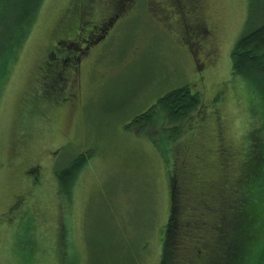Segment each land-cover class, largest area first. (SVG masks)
<instances>
[{"label": "rangeland", "instance_id": "rangeland-1", "mask_svg": "<svg viewBox=\"0 0 264 264\" xmlns=\"http://www.w3.org/2000/svg\"><path fill=\"white\" fill-rule=\"evenodd\" d=\"M10 1L0 0V14L13 23L6 14ZM16 1L24 0H13L12 9ZM72 2H39L0 91V264H162L172 177L185 166L188 204L201 201L197 194L205 188L203 198L213 203L216 197V205L225 200L231 213L225 176L239 170L252 136H262L264 117L252 105L257 90L232 77V51L246 30L264 23V0H131L109 35L79 65L67 64L70 86L48 97L41 76L47 61L61 63L58 52L50 57L57 42L76 36L82 43L104 33L86 25L79 32ZM125 4L97 2L94 18ZM191 25L210 33L192 39ZM73 50L74 56L82 51ZM183 85L199 93L205 113L193 115L176 142L163 139L158 122L142 132L128 127ZM88 152L68 197L58 171ZM253 214L254 239L246 242L241 264H264L263 227ZM206 221L210 228L219 216ZM233 223L232 236L245 235L242 220ZM209 233L204 250L196 235L182 236L185 248L174 253V264L212 262L219 239Z\"/></svg>", "mask_w": 264, "mask_h": 264}, {"label": "trees", "instance_id": "trees-1", "mask_svg": "<svg viewBox=\"0 0 264 264\" xmlns=\"http://www.w3.org/2000/svg\"><path fill=\"white\" fill-rule=\"evenodd\" d=\"M12 1H10L6 14H11L14 22L5 21L8 19L7 16L0 14V19L2 18L0 22V91L22 41L28 36L32 17L36 11L35 8L41 0H24L22 4L18 1L13 2L16 3L15 9L11 7ZM97 2H102V0H73L70 14L72 20L80 18L75 20L77 22L76 28L80 26L79 31L85 25L90 27L87 21L95 19L92 11ZM125 3L128 4L130 1L125 0ZM28 6L31 7L30 10L27 9ZM191 38L194 39L192 36ZM96 39L91 40L90 43ZM75 44L79 46L77 43ZM73 48V46L66 47L63 45L61 48H55V53L61 54V62L66 66L71 60L77 58L73 55ZM55 53L52 50L50 57ZM46 65L48 68L52 66L49 61L46 62ZM237 76L243 79L241 81L246 80L254 85L253 88L257 90L258 98H254L255 102L252 105L253 108L256 106L258 115L264 117V23L255 29L246 30L238 39L232 51V77L236 78ZM204 111L205 106L203 107L199 93L193 91L190 85H183L159 97L153 105L135 116L128 127L130 129L137 127L139 129L137 132H142L144 129L149 128L152 123L158 122L162 126L160 132L164 136L163 139L172 143L182 137L185 131L183 125L187 122L189 127H192V116L195 114L201 116L205 113ZM261 133L262 136L260 137L252 136L249 144L243 150L239 170L232 176H225L227 178V180H224V183H226L225 199H231L230 204H234L231 205L233 210L231 213L225 200L222 203L220 202V205H216V197H214L213 203L211 200V203L209 202V198H203L205 188L197 194L201 201L197 200L198 202L195 205L188 204L191 200L190 194L188 190L184 192L186 181L183 180L186 174L183 170L186 167L184 166L181 172L178 171L175 175L173 174L172 198L174 206H172L173 213L170 215V220L164 232L162 264H174V253L185 248L184 242L180 241L182 236L191 238V236L196 235V241L204 250L203 246L211 241L210 236L204 237V234L206 235L209 232V234H217L216 237L219 239L216 257L210 259L212 262L209 264H238L239 260L240 264L242 263L241 259L245 244L247 241L254 239V236L253 239L250 237L252 232L250 219H252L251 214L256 213V211L257 215H253L259 216V227H263L264 233V125ZM152 139H155L154 136ZM91 156V152L82 153L74 158L67 167L58 171L62 193L68 194L70 192L76 176ZM226 160L227 158L224 156V161ZM66 196L71 197L70 194ZM218 200L221 201L219 197ZM248 211L249 215L246 218ZM215 213L219 216V222L209 228L206 217L210 218ZM241 220L244 223L245 235L237 231L232 236L231 224L234 221V225L236 223L239 225ZM212 230L218 232L213 233ZM197 234H200V236L197 237ZM260 236H262L261 242L264 235ZM173 238L175 240L171 242L170 240Z\"/></svg>", "mask_w": 264, "mask_h": 264}, {"label": "flooded vegetation", "instance_id": "flooded-vegetation-1", "mask_svg": "<svg viewBox=\"0 0 264 264\" xmlns=\"http://www.w3.org/2000/svg\"><path fill=\"white\" fill-rule=\"evenodd\" d=\"M129 1L131 2V0H129ZM127 5H129V4L123 5L121 10L123 11L124 7H126V9H127ZM121 10L113 12L109 16H106L104 18H100V20H99V18H95L94 20L87 21L88 24L90 25L93 33H95L96 31H99V32L104 31L103 35L101 37H99L98 39H96L94 42L90 43L91 40H94V34L91 37H87V39H84V41L82 43H77L79 46H77L75 44V40H78L76 38V36L70 37V38L66 37V38L60 39L57 42V44L52 49L53 52L55 53V48H61L62 45L66 46V47L67 46H69V47L70 46H73V47L77 46L78 47L77 49L82 50L81 54L78 53L77 58H76L77 65H79V63L82 60V57H84V55H86V53L88 51H90V49L94 45L99 43L101 38L105 39L109 35L111 27H113L116 23L115 19L119 15L118 13L122 12ZM82 12H83V10H82ZM192 28L194 29L192 31V35H191L193 38L195 37V38L199 39L202 37H206L210 33V32H206V31H200V29H195L196 27H194V25L192 26ZM193 42L195 43L196 46H198V47L200 46V43L197 40H193ZM67 68H68V66L64 65V63L61 62L59 64H56V66H54V67L52 65L51 68L46 69L45 73L41 76L42 82H43V78H44L45 84H46L47 89H48L47 91L45 90L46 96L50 97L51 94H55L56 92L61 91L65 87L70 86L71 78L69 77ZM77 69H78V67H74L73 70L77 71Z\"/></svg>", "mask_w": 264, "mask_h": 264}]
</instances>
